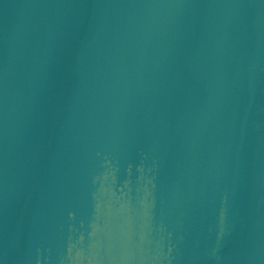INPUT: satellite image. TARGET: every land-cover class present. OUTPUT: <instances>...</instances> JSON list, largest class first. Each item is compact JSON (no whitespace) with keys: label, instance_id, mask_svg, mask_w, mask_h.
<instances>
[{"label":"water","instance_id":"obj_1","mask_svg":"<svg viewBox=\"0 0 264 264\" xmlns=\"http://www.w3.org/2000/svg\"><path fill=\"white\" fill-rule=\"evenodd\" d=\"M0 264H264V0H23Z\"/></svg>","mask_w":264,"mask_h":264}]
</instances>
